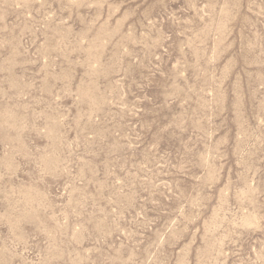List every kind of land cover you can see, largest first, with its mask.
Returning <instances> with one entry per match:
<instances>
[{"label": "rangeland", "instance_id": "rangeland-1", "mask_svg": "<svg viewBox=\"0 0 264 264\" xmlns=\"http://www.w3.org/2000/svg\"><path fill=\"white\" fill-rule=\"evenodd\" d=\"M0 264H264V0H0Z\"/></svg>", "mask_w": 264, "mask_h": 264}]
</instances>
